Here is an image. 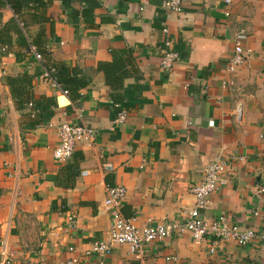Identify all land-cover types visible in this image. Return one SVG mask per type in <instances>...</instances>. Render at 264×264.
Instances as JSON below:
<instances>
[{
  "label": "crops",
  "instance_id": "crops-1",
  "mask_svg": "<svg viewBox=\"0 0 264 264\" xmlns=\"http://www.w3.org/2000/svg\"><path fill=\"white\" fill-rule=\"evenodd\" d=\"M163 2L0 0V264H264V0H182L181 12ZM242 27L249 52L229 72ZM166 37L178 52L168 70L160 66ZM42 48L86 81L76 97L41 77L34 51ZM114 59L119 89L99 67ZM22 73L32 77V98L49 100L52 115L39 124L6 84ZM77 112L96 130L95 146L79 143L57 161L58 126L77 122ZM217 156L228 165L201 215L252 228L249 243L223 241L211 253L210 238L173 231L145 244L141 259L128 244L86 253L111 226L106 185L126 188L122 211L138 227L179 224Z\"/></svg>",
  "mask_w": 264,
  "mask_h": 264
},
{
  "label": "built area",
  "instance_id": "built-area-1",
  "mask_svg": "<svg viewBox=\"0 0 264 264\" xmlns=\"http://www.w3.org/2000/svg\"><path fill=\"white\" fill-rule=\"evenodd\" d=\"M226 1L229 2L230 0ZM163 5L176 12H181L183 8L182 0H164ZM162 31L167 34V29H163ZM248 37V29L244 27L238 29L235 33L233 38V53L227 67L229 72H235L245 61L249 52L245 46ZM161 49L160 66L165 70L171 69L178 58V52L173 48L172 40L169 37L163 40ZM34 57L41 61L42 57L40 53L34 51ZM52 71V68L47 70L43 67L41 77L58 85L51 76ZM63 91L67 93V91ZM28 106L31 107L32 104L28 103ZM76 114L77 122H63L58 126L59 143L53 149V157L57 161H63L70 157L79 143L91 148L95 146L96 130L84 122L79 112ZM31 116L34 117L33 111ZM125 118L126 112L120 110L116 115L115 122L121 123ZM227 165V158L217 156L206 167L203 179L191 188L194 196L193 207L186 212V219L182 223L175 225L152 223L138 227L135 219L126 217L122 211V203L127 194L126 188L123 185H106V196L103 204L111 210V226L101 240H97L90 245L86 253L109 254L113 244H128L135 250L136 256L141 259V251L145 244L156 240H163L173 231L178 233L189 232L195 242H199L206 237L210 238L212 242V246L210 247L211 253H215L219 243L223 241H233L239 246L246 245L255 236L252 228L242 227L226 216L206 220L201 215V211L209 203L210 195L223 183L221 173ZM110 168L108 163L99 164V169L102 172ZM69 219L71 221L72 217H69ZM262 238L264 241V234ZM171 258L175 259V257Z\"/></svg>",
  "mask_w": 264,
  "mask_h": 264
},
{
  "label": "trees",
  "instance_id": "trees-1",
  "mask_svg": "<svg viewBox=\"0 0 264 264\" xmlns=\"http://www.w3.org/2000/svg\"><path fill=\"white\" fill-rule=\"evenodd\" d=\"M17 42H20L27 51H30V46L27 41V37L23 34H20L17 38ZM36 52L41 55V65L42 68H46L53 71L51 72V76L54 81L61 87L62 90L67 91L70 96L76 97L77 91L86 86V81L83 78L79 77L73 69H68L65 67H58L54 62L50 61L49 51L45 48L36 50ZM16 53V59H21ZM100 69L105 74L106 83L112 86L114 89H119L122 85H118L117 83H122L121 79L117 76L116 72L119 70V65L117 61L114 59L112 62H105L99 65ZM42 73V72H41ZM6 84L9 86L11 96L14 100L16 108L23 109L29 108V115H31L32 111L34 112V121L36 124H39L42 118L47 117L50 118L52 115L49 109H46L44 103H48L49 100L46 98H42L40 101H36L32 98V77H30L27 73L18 74L16 76H6L5 78ZM123 99V95L121 93H116L112 95V100L116 105L120 106ZM28 103H31L32 106L29 107ZM120 107L116 108V111H119Z\"/></svg>",
  "mask_w": 264,
  "mask_h": 264
}]
</instances>
